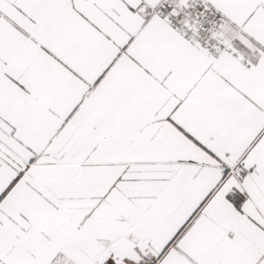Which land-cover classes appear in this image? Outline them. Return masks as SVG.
<instances>
[{"label": "snow or ice", "instance_id": "1", "mask_svg": "<svg viewBox=\"0 0 264 264\" xmlns=\"http://www.w3.org/2000/svg\"><path fill=\"white\" fill-rule=\"evenodd\" d=\"M0 264H264V0H0Z\"/></svg>", "mask_w": 264, "mask_h": 264}]
</instances>
